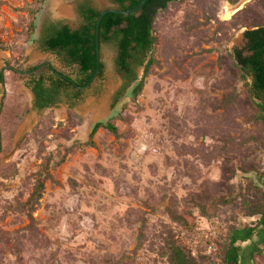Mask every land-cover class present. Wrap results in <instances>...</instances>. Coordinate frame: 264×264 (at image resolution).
<instances>
[{"label": "rangeland", "instance_id": "obj_1", "mask_svg": "<svg viewBox=\"0 0 264 264\" xmlns=\"http://www.w3.org/2000/svg\"><path fill=\"white\" fill-rule=\"evenodd\" d=\"M51 1L40 12L37 0H0V48L19 53V68L45 14L83 23L77 0H66L61 18ZM240 1L158 10L144 89L134 96L131 87L117 109L124 80L112 45L102 49L103 77L75 106L38 110L29 72L12 75L0 110V264H169L167 240L201 264H226L231 230L260 228L249 213L264 198V123L234 50L247 54L244 32L264 25V0L228 16ZM42 62L70 72L53 55ZM98 121L118 133L102 128L89 145ZM40 172L45 189L30 202ZM254 263L264 264V248Z\"/></svg>", "mask_w": 264, "mask_h": 264}, {"label": "trees", "instance_id": "obj_2", "mask_svg": "<svg viewBox=\"0 0 264 264\" xmlns=\"http://www.w3.org/2000/svg\"><path fill=\"white\" fill-rule=\"evenodd\" d=\"M38 1L41 12L47 0ZM140 1L113 0V3L115 7L129 10ZM173 1L176 0H148L139 15L108 13L104 16L99 34L101 46L112 45L117 48L116 66L118 71L124 74V82L113 98V109H117L131 87V95L137 96L143 91L145 78L155 62L149 57L157 41L154 29L155 19L158 10L167 9L169 3ZM230 1L235 4L239 0ZM78 11L84 19L79 29H71L66 21L54 18L49 13L45 14L41 25L35 27L36 30L39 28V35L35 39L38 49L43 53L55 55L65 68L70 69L68 73L50 64L28 75L26 85L34 95L35 108L38 110L57 107L63 102L72 106L77 105L83 99L85 91L83 87L92 80L98 70L96 26L101 11L87 3L80 5ZM244 34L249 40L246 47L249 54L246 55L243 51L236 49L234 57L243 80L248 83L251 96L257 101L256 105L262 113L261 119L264 123V25L247 29ZM104 68L102 61L98 78L103 77ZM140 69H144V76L141 79L139 78ZM248 78H252V82L249 83ZM102 128L114 134L118 133L117 127L111 122L98 121L92 127L87 144L93 145L96 133ZM47 175V172L45 175L42 172L39 173L30 202L39 201L42 197ZM251 204L249 216L261 215L258 224L263 225L264 198L259 202L251 201ZM245 230L246 233L249 230L252 232L256 230V227ZM238 231L236 228L231 230L230 243L224 255L226 264H240L239 252L242 250L240 242L244 241L242 236L244 230H241V235ZM166 244L169 264H201L198 258L193 257L175 241L167 240ZM258 252H252L254 261Z\"/></svg>", "mask_w": 264, "mask_h": 264}, {"label": "crops", "instance_id": "obj_3", "mask_svg": "<svg viewBox=\"0 0 264 264\" xmlns=\"http://www.w3.org/2000/svg\"><path fill=\"white\" fill-rule=\"evenodd\" d=\"M66 3H67L66 0H53L50 2L49 6L52 10H54V14H56L59 18H61L62 17L61 14L65 13L63 10L67 7ZM56 8L58 10H56ZM66 24H68L73 30L80 28V27H73L68 22H66ZM37 35H39V30L37 31ZM23 48H24V57L22 61L19 62L22 63L23 67H27V65H32V67L34 68H32L31 70L25 69L23 67L19 68V66H16V64L19 65L18 63V60L20 58L19 53H16L8 49L0 48V110L3 106V101H4L3 98L5 96V93H7L8 89L10 88L9 80L11 79L14 73L17 72L20 73L21 75H24L25 73L29 72V74H31L41 69L45 65L52 64V62H42V60L46 58L47 55H53V54L41 52L38 49V44L36 41L25 44ZM248 54L249 52H247L246 55ZM31 95L35 101L32 92ZM1 122L2 121L0 120V139L3 133ZM261 183L264 185V180H262ZM255 219L258 220L259 223V220L261 219V215L260 217ZM255 219L253 221H256ZM259 227L260 228L258 230L256 229L252 232L249 230L246 233V230H244V233L242 234L244 241L240 242V245L242 246V250L239 252L240 264H255L252 257V252L254 251L258 252L264 248V224L260 225ZM250 228L253 227L250 226ZM239 231H240L239 235H241V230Z\"/></svg>", "mask_w": 264, "mask_h": 264}, {"label": "water", "instance_id": "obj_4", "mask_svg": "<svg viewBox=\"0 0 264 264\" xmlns=\"http://www.w3.org/2000/svg\"><path fill=\"white\" fill-rule=\"evenodd\" d=\"M147 1L148 0H141L135 7L131 8L129 10H123L122 8H119V7H104V8L99 9L101 12H100V15L98 16L97 26H96L98 70H97L96 74L93 76L92 80L87 85H85L83 87V89H88L91 85L94 84V82L98 78V74H99V70H100V64L103 60L102 46H101L99 34H100L101 22H102L104 16H106L108 13H118V14H124V15H132V14L139 15V14H141V10ZM249 1H251V0H248L247 2H249ZM244 37H245V35H244ZM139 76H140V73H139ZM79 88H82V87L79 86Z\"/></svg>", "mask_w": 264, "mask_h": 264}, {"label": "bare ground", "instance_id": "obj_5", "mask_svg": "<svg viewBox=\"0 0 264 264\" xmlns=\"http://www.w3.org/2000/svg\"><path fill=\"white\" fill-rule=\"evenodd\" d=\"M248 0H241L238 4L234 5V6H230L228 5V16H230L232 13H234L235 11H239L240 9H242V7H244L245 3ZM68 11V10H67ZM105 103V102H104ZM101 108H105V104H103L101 106Z\"/></svg>", "mask_w": 264, "mask_h": 264}, {"label": "flooded vegetation", "instance_id": "obj_6", "mask_svg": "<svg viewBox=\"0 0 264 264\" xmlns=\"http://www.w3.org/2000/svg\"><path fill=\"white\" fill-rule=\"evenodd\" d=\"M92 1L93 0H77V2H76V9H77V11H78V7L80 6V5H82V4H89V5H92ZM93 6V5H92ZM94 7V6H93ZM97 9V8H96ZM246 38V37H245ZM246 42H247V44H248V42H249V40H248V38H246ZM102 49H103V47H102ZM117 55H118V50H117ZM103 61V60H102ZM105 65V64H104ZM104 70H105V68H104ZM120 73V72H119ZM121 74V73H120ZM121 77H122V80H124V74H121ZM124 82V81H123ZM93 85H91V87H92ZM89 89V88H88ZM86 90V89H85Z\"/></svg>", "mask_w": 264, "mask_h": 264}, {"label": "built area", "instance_id": "obj_7", "mask_svg": "<svg viewBox=\"0 0 264 264\" xmlns=\"http://www.w3.org/2000/svg\"><path fill=\"white\" fill-rule=\"evenodd\" d=\"M216 244L215 243H210L209 244V252L216 251Z\"/></svg>", "mask_w": 264, "mask_h": 264}]
</instances>
